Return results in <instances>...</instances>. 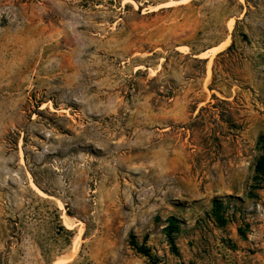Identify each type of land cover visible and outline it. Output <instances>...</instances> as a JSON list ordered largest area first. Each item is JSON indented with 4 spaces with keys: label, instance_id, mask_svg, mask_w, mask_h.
Here are the masks:
<instances>
[{
    "label": "rangeland",
    "instance_id": "rangeland-1",
    "mask_svg": "<svg viewBox=\"0 0 264 264\" xmlns=\"http://www.w3.org/2000/svg\"><path fill=\"white\" fill-rule=\"evenodd\" d=\"M168 1L0 0V264H264V0Z\"/></svg>",
    "mask_w": 264,
    "mask_h": 264
},
{
    "label": "trees",
    "instance_id": "trees-1",
    "mask_svg": "<svg viewBox=\"0 0 264 264\" xmlns=\"http://www.w3.org/2000/svg\"><path fill=\"white\" fill-rule=\"evenodd\" d=\"M258 171L264 173V159H262L259 162ZM168 235L169 239L171 240V243L174 245V233H176L179 230V222L176 218L171 217L169 219V225H168ZM145 252V251H144Z\"/></svg>",
    "mask_w": 264,
    "mask_h": 264
},
{
    "label": "bare ground",
    "instance_id": "bare-ground-1",
    "mask_svg": "<svg viewBox=\"0 0 264 264\" xmlns=\"http://www.w3.org/2000/svg\"><path fill=\"white\" fill-rule=\"evenodd\" d=\"M184 1H186V0H171V1H168V2H166V3H164V4H160L159 6H157V7H165V6H172V5H175V4H177V3H180V2H184ZM135 6H136V2H132ZM138 6V5H137ZM158 9V8H157ZM220 47L221 46H219V47H215V48H213V51H215V50H218V49H220ZM207 53V52H206ZM205 53V54H206ZM203 55V54H202ZM31 186H32V188L36 191V192H38L39 194H42V195H44L45 193L40 189V187H38V185L35 183V182H33V181H31ZM46 195V194H45ZM66 218V220H65V223H67V224H69V222L67 221L68 219H67V217H65ZM69 218V217H68ZM69 227H72L71 225H69Z\"/></svg>",
    "mask_w": 264,
    "mask_h": 264
}]
</instances>
